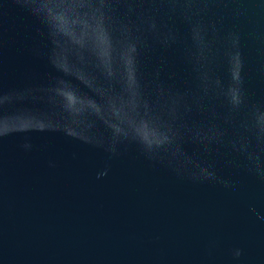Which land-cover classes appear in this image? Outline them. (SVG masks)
Masks as SVG:
<instances>
[{
    "label": "water",
    "instance_id": "95a60500",
    "mask_svg": "<svg viewBox=\"0 0 264 264\" xmlns=\"http://www.w3.org/2000/svg\"><path fill=\"white\" fill-rule=\"evenodd\" d=\"M0 264H264V0H0Z\"/></svg>",
    "mask_w": 264,
    "mask_h": 264
}]
</instances>
